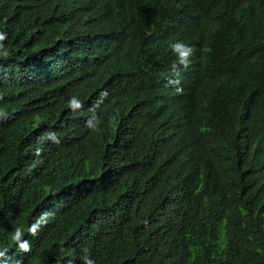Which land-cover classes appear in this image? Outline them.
Segmentation results:
<instances>
[{
	"label": "trees",
	"instance_id": "obj_1",
	"mask_svg": "<svg viewBox=\"0 0 264 264\" xmlns=\"http://www.w3.org/2000/svg\"><path fill=\"white\" fill-rule=\"evenodd\" d=\"M0 31V264H264V0H0Z\"/></svg>",
	"mask_w": 264,
	"mask_h": 264
},
{
	"label": "clouds",
	"instance_id": "obj_2",
	"mask_svg": "<svg viewBox=\"0 0 264 264\" xmlns=\"http://www.w3.org/2000/svg\"><path fill=\"white\" fill-rule=\"evenodd\" d=\"M6 39H7V33L0 31V42L5 41ZM0 47H3L2 43H0ZM170 48L172 52L176 54L178 64L182 66L184 70H187V68L191 64V57L193 56L195 49L185 44L182 41H176L174 43H171ZM3 55L5 58H7L10 56V52L6 50L3 53ZM173 75L175 78L170 79L169 84L175 86L176 93L180 94L183 91L182 87H179L182 77H181L180 69H177L175 65L173 66ZM107 95H108L107 91L100 93V97L98 98L97 101V106L103 102V99ZM67 107L72 112H77L78 110L83 108V102L79 99L78 96L73 95L68 100ZM0 116L8 117V113L3 108H0ZM93 116L96 115L94 114ZM100 125H101L100 119H96L95 123H93L92 119H88L85 122V127L94 133L100 132L101 130ZM45 138L52 140L55 144L60 143V140L55 132H48ZM41 151H42L41 149H36V155L39 156ZM48 217H49L48 212L41 213L37 218H35L34 222L31 223V225L27 228V233L33 237L37 236V234L41 229V226L42 225L44 226L48 223ZM24 236H25L24 230L21 229L20 227H17L14 230V233L11 235V240L17 246L19 251L30 252L31 245L27 240L24 239ZM7 251H8L7 248L0 251V258H5ZM81 260L84 261V264H95V261L89 257L87 252H85V254L81 257Z\"/></svg>",
	"mask_w": 264,
	"mask_h": 264
}]
</instances>
